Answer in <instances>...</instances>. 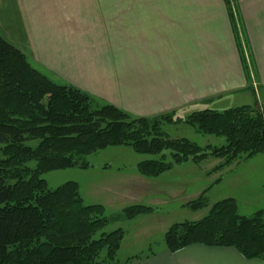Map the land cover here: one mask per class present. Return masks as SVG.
Instances as JSON below:
<instances>
[{
    "label": "trees",
    "instance_id": "obj_1",
    "mask_svg": "<svg viewBox=\"0 0 264 264\" xmlns=\"http://www.w3.org/2000/svg\"><path fill=\"white\" fill-rule=\"evenodd\" d=\"M229 13L234 19L231 9ZM179 123L223 137L226 144L200 147L163 131L165 124ZM109 147H129L152 157L137 166L146 179L183 163L222 159L211 174L264 154V108L204 110L186 118L173 113L133 116L78 88L53 82L0 34V264H120L124 232H105V208L85 205L75 182L51 190L42 178L51 171L88 168L84 158ZM205 194L185 207H208ZM152 210L133 206L125 216L132 220ZM165 244L171 253L203 245L264 260V210L246 217L239 215L235 199L219 201L202 220L174 224Z\"/></svg>",
    "mask_w": 264,
    "mask_h": 264
},
{
    "label": "crops",
    "instance_id": "obj_2",
    "mask_svg": "<svg viewBox=\"0 0 264 264\" xmlns=\"http://www.w3.org/2000/svg\"><path fill=\"white\" fill-rule=\"evenodd\" d=\"M0 34L53 82L133 116L186 118L231 96L264 98V0H0ZM137 263L264 260L194 245Z\"/></svg>",
    "mask_w": 264,
    "mask_h": 264
},
{
    "label": "rangeland",
    "instance_id": "obj_3",
    "mask_svg": "<svg viewBox=\"0 0 264 264\" xmlns=\"http://www.w3.org/2000/svg\"><path fill=\"white\" fill-rule=\"evenodd\" d=\"M34 67L43 73L42 68ZM244 104L263 109L264 98L259 96L253 101L250 96L247 99L246 96H231L210 108L224 111ZM163 131L173 139L186 138L200 147L226 144L223 137L204 135L184 123L165 124ZM32 145L36 146V142ZM151 158L139 155L129 147H109L85 157L88 168L51 171L42 178L51 190L75 182L85 205L105 208L109 219L105 232L118 229L124 232L117 257L120 264H135L138 260L146 262L160 254L166 249L165 235L174 224L202 220L219 201L235 199L241 216L250 217L264 210V154L234 162L211 174L210 171L220 165L222 159L209 158L200 164L183 163L159 178L146 179L138 173L137 166ZM30 166L34 167L35 163ZM205 191L208 207L196 211L185 207ZM133 206L153 210L128 220L125 211Z\"/></svg>",
    "mask_w": 264,
    "mask_h": 264
}]
</instances>
